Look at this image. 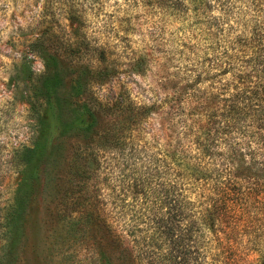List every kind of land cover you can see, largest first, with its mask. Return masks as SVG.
<instances>
[{"label": "trees", "instance_id": "16d2710c", "mask_svg": "<svg viewBox=\"0 0 264 264\" xmlns=\"http://www.w3.org/2000/svg\"><path fill=\"white\" fill-rule=\"evenodd\" d=\"M100 1L58 0V14L69 24L42 30L40 42H77L59 51L108 61L105 45L84 42H129L130 17L118 18L121 34L97 26L93 11ZM124 2L126 15L139 8L153 23L179 19L207 43L187 46L185 60L160 64V94L151 105L156 128L148 138L131 132L147 123L152 108L145 100L125 107L105 99L100 110L120 125L109 138L78 144L62 217L80 237L86 225L94 231L85 264H111V246L119 264L243 263L249 252L264 251V0ZM148 63L138 55L131 65L144 73ZM57 65L46 60L40 83L47 127L72 128L89 140L97 131L96 107L84 101L64 115ZM50 136L44 131L35 147L44 149ZM84 158L88 168L78 163ZM16 211L8 214L10 229Z\"/></svg>", "mask_w": 264, "mask_h": 264}, {"label": "rangeland", "instance_id": "374dc122", "mask_svg": "<svg viewBox=\"0 0 264 264\" xmlns=\"http://www.w3.org/2000/svg\"><path fill=\"white\" fill-rule=\"evenodd\" d=\"M97 7L93 11L96 25L115 26L119 34V19L130 17L129 42H84L105 45L110 54L103 63L87 54L78 57L59 51L77 42H40L42 30L69 24L58 14V0H0V264H85L94 231H86V225L80 237L68 230L62 217L63 196L74 188L73 152L78 144L109 138L120 125L118 118L100 110L106 106L105 99L125 107L145 100L152 108L146 114L147 123L132 125L131 132L140 138L152 135L157 116L151 105L153 95L160 94V64L169 57L185 60L187 46L202 49L207 43L195 37L199 29L185 28L179 19L153 23L156 19L139 8L124 14V0H101ZM87 18L85 26L91 23ZM138 55L149 62L144 73L131 65ZM46 60L56 62L62 74L58 94L65 116L84 101L96 107L98 125L91 139L72 128L47 127L48 107L40 89ZM44 131L51 139L40 150L35 145ZM80 162L83 168L90 166L87 158ZM16 208L10 229L8 214ZM107 251L111 264H119L118 249L111 246ZM238 264H264V251L249 252L246 261Z\"/></svg>", "mask_w": 264, "mask_h": 264}]
</instances>
